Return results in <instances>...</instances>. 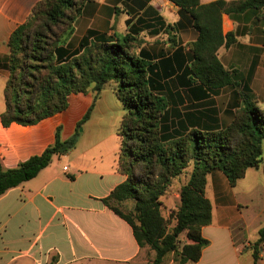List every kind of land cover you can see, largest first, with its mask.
<instances>
[{
  "label": "trees",
  "instance_id": "obj_1",
  "mask_svg": "<svg viewBox=\"0 0 264 264\" xmlns=\"http://www.w3.org/2000/svg\"><path fill=\"white\" fill-rule=\"evenodd\" d=\"M92 1L39 0L13 31L2 123L6 127L36 124L67 110L71 95L93 92L94 100L79 121L80 127L91 118L103 89L112 84L126 110L119 132L117 170L127 178L103 201L131 225L141 247L155 252L149 264H164L170 254L175 264L197 262L210 243L202 233L213 219L208 176L220 170L235 187L249 168L261 165L264 109L249 91H238V106L229 123L217 128H189V115L176 109L174 93L165 84L174 74L171 63L181 57L180 52L153 63L138 52V37L132 33L107 38L94 30L78 47H72L76 20ZM170 1L198 32L197 39L188 44L189 78L182 81L186 88L200 99L224 87L239 86L238 72L227 69L218 55L222 46L236 41V33L223 32V14L264 10V0ZM164 26L167 33L176 27ZM61 130L58 127L55 142L41 154L12 168L0 161V196L35 178L56 156L76 147L80 131L63 139ZM185 171L189 177L180 187V206L167 218L162 211L163 197ZM131 201L133 207L127 206ZM259 235L256 259L259 246L264 244V226ZM54 261L56 257L50 264Z\"/></svg>",
  "mask_w": 264,
  "mask_h": 264
},
{
  "label": "crops",
  "instance_id": "obj_2",
  "mask_svg": "<svg viewBox=\"0 0 264 264\" xmlns=\"http://www.w3.org/2000/svg\"><path fill=\"white\" fill-rule=\"evenodd\" d=\"M38 1L0 0V87L3 85V89L10 75L7 68L10 36ZM211 1L215 0H201ZM261 13V10H249L223 14V32L236 33V41L231 46H222L218 55L227 69L238 72L240 85L224 87L200 99L182 83L189 78L186 75L191 64L186 58L188 44L197 39L198 32L189 17L170 0H93L76 20L70 44L78 47L90 30L107 38L130 32L138 37V52L142 51L143 57L153 63L179 56L180 52L181 57L171 63L174 74L165 79L166 88L174 93L176 109L189 115L186 119L189 128H217L232 120L238 106V91L247 90L254 96L259 92L262 99H257L264 105ZM162 24L176 27L167 33ZM5 109L4 98V106L0 105V161L12 168L41 154L51 144L55 132L46 122L56 114L33 125L13 123L6 127L1 120ZM83 142L79 138L74 149L56 156L35 178L0 196V264H50L55 257L54 264H149L154 258L153 250L139 245L131 225L103 201L127 175L117 168L102 170L97 164L87 170L85 153L72 155ZM263 161L258 168H249L233 188L264 173ZM225 186L231 187L222 171L209 174L207 196L213 204V219L203 227L202 233L210 243L199 261L186 264H264V244L259 246L257 259L254 255L264 223L257 227V236L250 239L240 204L228 198ZM39 226H43L40 232L32 233ZM164 264H175L174 258L169 255Z\"/></svg>",
  "mask_w": 264,
  "mask_h": 264
},
{
  "label": "rangeland",
  "instance_id": "obj_3",
  "mask_svg": "<svg viewBox=\"0 0 264 264\" xmlns=\"http://www.w3.org/2000/svg\"><path fill=\"white\" fill-rule=\"evenodd\" d=\"M261 12V15H263L262 26H264V10H261ZM255 94L256 96L254 97L256 99H262L259 92L256 91ZM4 98L5 89H3L2 85L0 87V105L2 107L4 106ZM93 100V92H90L88 95L74 94L71 96V104L67 110L47 120L46 126L55 132V137L52 139L50 145L55 142L58 127L62 129L61 136L63 139H69L75 132L80 131L79 138L84 142L76 152H72V155L85 153L86 159H88V167H85L87 170H91L94 164H97L102 170L115 169L117 168L121 146L119 132L126 110L121 100L117 97L112 85L108 84L100 94L96 108L93 110L92 118L79 127V121ZM258 102L259 106L264 109L263 103ZM188 177L189 174L185 171L163 197L162 211L165 217L169 218L170 212L178 209L180 206V187L188 180ZM225 189L228 192V198L237 200V204H240L239 210L243 213L244 219L247 221L248 237L250 239L255 238L258 234L256 231L257 227L264 223L263 171L258 176L247 180L244 184L239 182L237 188L225 186ZM127 206L133 207V202H129ZM125 209L129 210V208ZM173 224V220L169 221V227ZM42 227H37L32 233L38 234ZM170 257L174 258V255L170 254Z\"/></svg>",
  "mask_w": 264,
  "mask_h": 264
},
{
  "label": "built area",
  "instance_id": "obj_4",
  "mask_svg": "<svg viewBox=\"0 0 264 264\" xmlns=\"http://www.w3.org/2000/svg\"><path fill=\"white\" fill-rule=\"evenodd\" d=\"M65 169H68V167L66 166Z\"/></svg>",
  "mask_w": 264,
  "mask_h": 264
}]
</instances>
